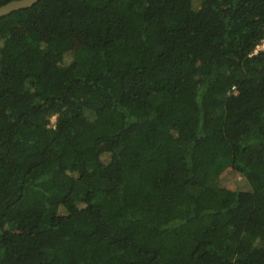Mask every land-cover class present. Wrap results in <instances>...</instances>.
Returning a JSON list of instances; mask_svg holds the SVG:
<instances>
[{
	"label": "trees",
	"instance_id": "16d2710c",
	"mask_svg": "<svg viewBox=\"0 0 264 264\" xmlns=\"http://www.w3.org/2000/svg\"><path fill=\"white\" fill-rule=\"evenodd\" d=\"M263 40L264 0L0 17V264H264Z\"/></svg>",
	"mask_w": 264,
	"mask_h": 264
},
{
	"label": "rangeland",
	"instance_id": "374dc122",
	"mask_svg": "<svg viewBox=\"0 0 264 264\" xmlns=\"http://www.w3.org/2000/svg\"><path fill=\"white\" fill-rule=\"evenodd\" d=\"M264 49V40L258 46L257 50ZM55 121V115L51 117V123ZM216 186H224L229 189L239 188V189H247L249 188V184L245 180V178L229 169H226L222 174L217 176L216 178H212L211 181Z\"/></svg>",
	"mask_w": 264,
	"mask_h": 264
},
{
	"label": "water",
	"instance_id": "95a60500",
	"mask_svg": "<svg viewBox=\"0 0 264 264\" xmlns=\"http://www.w3.org/2000/svg\"><path fill=\"white\" fill-rule=\"evenodd\" d=\"M36 2L37 0H12L0 6V17L9 14L13 10L29 7Z\"/></svg>",
	"mask_w": 264,
	"mask_h": 264
}]
</instances>
